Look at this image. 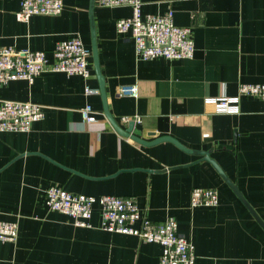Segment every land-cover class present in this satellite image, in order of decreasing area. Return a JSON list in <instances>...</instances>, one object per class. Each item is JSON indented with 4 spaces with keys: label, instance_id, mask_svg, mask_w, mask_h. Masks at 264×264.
Masks as SVG:
<instances>
[{
    "label": "crops",
    "instance_id": "obj_1",
    "mask_svg": "<svg viewBox=\"0 0 264 264\" xmlns=\"http://www.w3.org/2000/svg\"><path fill=\"white\" fill-rule=\"evenodd\" d=\"M141 1L143 16L172 10L176 25L191 28L193 58L138 59L131 33L116 27L132 16L127 5L95 4L91 15V0H63L60 14L22 22L21 0H0V48L44 51L52 64L57 42L78 33L91 50L87 83L99 91L88 96L81 76L52 71L0 88L1 100L37 103L45 113L28 133H0V220L19 226L16 242L0 241V264L160 263V244L103 230L98 205L88 226L50 210V186L134 197L150 221L174 218L194 247L195 264H264L262 224L200 154H209L264 222V102L242 96L236 114L206 102L238 96L243 83H264V0ZM93 30L106 105L117 124L127 130L132 122L143 140L171 137L189 151L171 141L141 145L113 127L93 61ZM129 86L137 97L120 94ZM88 104L98 112L93 123L82 119ZM193 188L216 190L218 206L192 207Z\"/></svg>",
    "mask_w": 264,
    "mask_h": 264
},
{
    "label": "built area",
    "instance_id": "obj_2",
    "mask_svg": "<svg viewBox=\"0 0 264 264\" xmlns=\"http://www.w3.org/2000/svg\"><path fill=\"white\" fill-rule=\"evenodd\" d=\"M103 8L130 6L132 16L117 21L120 34L131 33L135 42V55L141 60L165 58L168 60L191 59L195 55V43L190 27H180L174 22V12L164 15L142 14L141 0H96ZM64 8L63 0H21L16 17L29 22L35 15H58ZM54 61L49 63L44 51L30 48L17 49L13 46L0 48V88L15 80L32 83L39 75L52 71L67 75H79L85 82L86 95H97L99 91L87 82L91 78L89 60L91 50L83 44L80 34L56 44ZM120 94L137 97L136 86L121 87ZM256 97L264 102V83H243L235 97L207 98L219 113L236 114L239 112L240 97ZM84 122L93 123L98 112L88 104L81 110ZM45 117L44 107L33 102H20L0 99V133H28L35 122ZM130 118H124L129 122ZM139 116L133 121L139 122ZM45 203L52 211L72 216L78 226H88L94 205L101 208V228L108 232H118L137 236L141 241L158 243L162 247L159 264H195L196 255L189 239L178 231L174 218L161 223L143 217L134 197L104 195L101 197L73 194L59 186H50L45 191ZM219 194L213 189L193 188L191 205L216 207ZM139 222L140 225L135 227ZM19 236L17 222L0 220V241L16 242Z\"/></svg>",
    "mask_w": 264,
    "mask_h": 264
},
{
    "label": "water",
    "instance_id": "obj_3",
    "mask_svg": "<svg viewBox=\"0 0 264 264\" xmlns=\"http://www.w3.org/2000/svg\"><path fill=\"white\" fill-rule=\"evenodd\" d=\"M95 4H96V0H91V8H90L91 15H93V10L95 8ZM92 54H93V61H94L95 69H96V74L98 76V80L100 83L101 95H102V98L105 102V106H104L105 114H106V117L108 118V120L113 125V127L117 130V132H119V134H121L122 136L131 138L132 140H134L135 142H137L141 145L152 146V145H156V144H159L161 142H164V141H171L174 144H176L180 149H182L186 152L189 151L186 148H184L183 146H181L176 140H174L171 137H158L151 142H147V141L143 140L141 138V132L139 130H135L133 128L134 124L132 122L130 123L129 129H127V130L122 129L117 124V122L114 120L113 116L109 112V109L106 105L107 98H106V92H105V88H104L105 82H104V78H103L101 71H100L98 51H97L96 42H95L94 30H93V52H92ZM131 133H133V134H131ZM152 135H154V134H152ZM200 154L202 156H204L206 160L210 161L216 167V169L220 172V174L225 178V180L228 182V184L232 187L233 191L236 193V195L239 197V199L246 205V207L251 211V213L254 215V217L262 224V226L264 228V222L259 218L257 213L252 209L250 204L246 201L244 196L238 190V187L236 185H233L232 182L224 175V173L221 171L218 164L210 158V156L207 152H205V153L200 152Z\"/></svg>",
    "mask_w": 264,
    "mask_h": 264
}]
</instances>
